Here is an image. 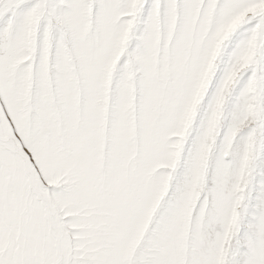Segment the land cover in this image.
Wrapping results in <instances>:
<instances>
[{
	"label": "snow or ice",
	"instance_id": "obj_1",
	"mask_svg": "<svg viewBox=\"0 0 264 264\" xmlns=\"http://www.w3.org/2000/svg\"><path fill=\"white\" fill-rule=\"evenodd\" d=\"M0 264H264V0H0Z\"/></svg>",
	"mask_w": 264,
	"mask_h": 264
}]
</instances>
